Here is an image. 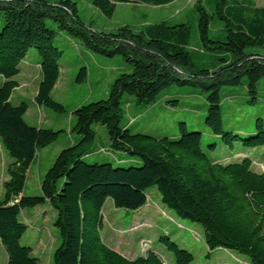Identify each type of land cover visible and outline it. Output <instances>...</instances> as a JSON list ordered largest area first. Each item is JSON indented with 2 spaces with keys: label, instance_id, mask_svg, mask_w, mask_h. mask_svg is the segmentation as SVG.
I'll return each mask as SVG.
<instances>
[{
  "label": "trees",
  "instance_id": "1",
  "mask_svg": "<svg viewBox=\"0 0 264 264\" xmlns=\"http://www.w3.org/2000/svg\"><path fill=\"white\" fill-rule=\"evenodd\" d=\"M172 1L92 3L111 17L121 2ZM193 9L196 41L188 21L98 30L80 18L74 0H0V143L10 158L0 198L5 264H39L33 248L21 242L27 230L21 215L25 208L44 204L56 212L60 238L52 264H166L153 242L144 254L131 258L102 238L105 202L138 210L148 203L150 188H156L167 210L202 227L208 254L223 248L245 257L231 254L232 259H218L216 264H264V170L257 171L255 161L245 154L235 161L230 154L216 152L235 144L264 148L262 116L254 129L243 130L226 126L222 110L223 100L236 97L238 86L245 89L246 103L258 99L264 78V5L253 0H195ZM58 32L79 39L94 53L120 56L130 66L112 80L104 98L74 108L67 129L29 124L24 118L27 99L17 97L14 102L13 96L19 86L16 76L34 48L32 63L40 69V80L33 102L56 113L65 111L52 97L61 76L62 49L53 42ZM87 75L82 65L75 81L83 83ZM173 86L199 88L206 128L178 117L172 132L160 129L161 113L167 110L196 112L194 104L165 93ZM96 124L107 131L105 145L95 143ZM64 134L66 146L42 175L39 194H25L27 172L39 150ZM156 237L173 253L176 264H191L194 255L189 249L166 232Z\"/></svg>",
  "mask_w": 264,
  "mask_h": 264
},
{
  "label": "rangeland",
  "instance_id": "2",
  "mask_svg": "<svg viewBox=\"0 0 264 264\" xmlns=\"http://www.w3.org/2000/svg\"><path fill=\"white\" fill-rule=\"evenodd\" d=\"M77 3L80 18L93 29L113 30L121 25H130L139 28L145 23L167 21L170 24L188 21L192 24V40H197L196 12L193 9L195 0H174L165 5H150L139 2H121L116 5L111 17L105 16L92 3V0H74ZM256 5H264V0H253ZM55 2V0H49ZM53 42L62 49L59 59L61 76L53 91L52 97L65 107L63 113L38 106L33 102L40 80V69L32 63L36 51L32 48L22 64V71L16 76L19 87L14 90V102L17 97L27 99L29 108L25 113V120L29 124L54 129H67L70 122L74 121L71 112L78 105L104 98L108 86L121 72L130 70V66L120 57H105L87 49L83 43L64 32H58ZM84 65L88 75L83 83L75 81L80 66ZM192 91V92H191ZM199 88L173 86L165 92L170 96L178 95L182 102L192 103L196 112H187L181 107H174L173 111L167 110L161 117L160 129L168 133L176 128L177 118L185 117L188 125L197 128H206L203 121L205 101L198 94ZM191 92V95H188ZM237 95L226 98L222 102L223 121L226 126H237L243 130H252L258 116L264 119V78L258 85V99L251 105L244 101L245 89L236 87ZM17 98V99H16ZM156 125H153V128ZM199 126V127H198ZM97 132L96 145L107 144L108 136L104 126L95 125ZM151 131V132H150ZM150 133H155L149 130ZM68 135L43 149H40L35 160L30 165L24 186L27 195L39 194L40 180L51 160L57 152L66 146L63 141ZM218 154H230V160H239L243 154L253 159L257 171L264 170V148H246L241 144L234 147L225 146L216 151ZM102 155V154H101ZM102 156H100L101 158ZM6 150L0 143V198L3 196V181L7 178L6 163L9 160ZM148 203L138 210L116 208L108 199L103 206L104 228L103 240L126 256L142 255L150 242L160 250L166 264H176L174 255L159 241L157 234L166 232L180 247L189 249L194 259L191 264H216L218 259L231 258V254L243 259V255L232 250L225 251L218 248L208 254V249L203 239L202 227L196 223L179 219L173 212L167 210L161 203L156 188H150L147 194ZM56 212L49 204L22 210V219L27 223V230L21 238L23 244L33 248V254L39 257V264H52V255L60 243L58 229L54 225ZM178 223L194 229L193 233L187 228L178 227ZM196 230V231H195ZM198 231V232H197ZM6 252L0 243V264H5Z\"/></svg>",
  "mask_w": 264,
  "mask_h": 264
},
{
  "label": "crops",
  "instance_id": "3",
  "mask_svg": "<svg viewBox=\"0 0 264 264\" xmlns=\"http://www.w3.org/2000/svg\"><path fill=\"white\" fill-rule=\"evenodd\" d=\"M0 80H1V78H0ZM19 85H20V84H19ZM18 87H19V86H18ZM18 87H17V88H18Z\"/></svg>",
  "mask_w": 264,
  "mask_h": 264
}]
</instances>
